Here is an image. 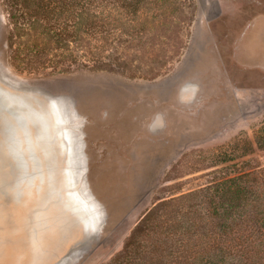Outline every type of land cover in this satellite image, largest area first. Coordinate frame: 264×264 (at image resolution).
<instances>
[{
  "label": "rangeland",
  "instance_id": "1",
  "mask_svg": "<svg viewBox=\"0 0 264 264\" xmlns=\"http://www.w3.org/2000/svg\"><path fill=\"white\" fill-rule=\"evenodd\" d=\"M27 1L0 0V264H148L264 168V0Z\"/></svg>",
  "mask_w": 264,
  "mask_h": 264
},
{
  "label": "trees",
  "instance_id": "2",
  "mask_svg": "<svg viewBox=\"0 0 264 264\" xmlns=\"http://www.w3.org/2000/svg\"><path fill=\"white\" fill-rule=\"evenodd\" d=\"M44 11L61 15L69 8ZM217 196L207 223L174 228L148 264H264V168L225 178Z\"/></svg>",
  "mask_w": 264,
  "mask_h": 264
},
{
  "label": "clouds",
  "instance_id": "3",
  "mask_svg": "<svg viewBox=\"0 0 264 264\" xmlns=\"http://www.w3.org/2000/svg\"><path fill=\"white\" fill-rule=\"evenodd\" d=\"M198 90V87L193 85L192 91H193V97L195 92ZM193 97H189V100ZM181 102H187L183 97H181ZM104 116H107V113H104ZM166 127V120L164 113L157 112L153 115L151 120L146 125V130L148 133H156L158 131L163 130Z\"/></svg>",
  "mask_w": 264,
  "mask_h": 264
},
{
  "label": "crops",
  "instance_id": "4",
  "mask_svg": "<svg viewBox=\"0 0 264 264\" xmlns=\"http://www.w3.org/2000/svg\"><path fill=\"white\" fill-rule=\"evenodd\" d=\"M258 35L257 37L252 40L247 48H241V50H250L252 53H254L256 60L262 65L261 69L264 71V49H263V42L262 38L260 37L261 34L264 33V27L262 26L259 28L256 32ZM246 47V45H245ZM229 74V72L227 71ZM234 82V81H233Z\"/></svg>",
  "mask_w": 264,
  "mask_h": 264
},
{
  "label": "bare ground",
  "instance_id": "5",
  "mask_svg": "<svg viewBox=\"0 0 264 264\" xmlns=\"http://www.w3.org/2000/svg\"><path fill=\"white\" fill-rule=\"evenodd\" d=\"M65 115H66V114H65ZM23 123H24V122H23ZM24 124H26V123H24ZM59 127H60V126H59ZM18 142H19V141H18ZM20 142H21V141H20ZM16 145H17V144H16ZM27 177H28V176H27ZM25 179H26V178H25ZM30 185H31V184H30ZM31 186H32V185H31ZM57 186H58V185H57ZM57 186H55V187H57ZM52 188H53V186H52ZM50 190H51V189H50ZM59 192H60V191H59ZM50 194H51V196H52V193H51V192H50ZM47 195H48V194H47ZM46 198L49 199V197H47V196H46ZM48 199H46V200L49 201ZM46 200H45V201H46ZM57 202H58V201H57ZM41 203H42V202H41ZM41 203H40V204H41ZM74 203H75V202H74ZM76 203H77V202H76ZM40 204H39V205H40ZM67 207H68V205H67ZM40 208H41V205H40ZM69 208H70V207H69ZM38 209H39V208H38ZM42 209H43V208H42ZM73 209H74V208H73ZM66 210H67V209H66ZM66 210H65V211H66ZM74 210H75V209H74ZM68 211H69V210H68ZM70 211H71V210H70ZM76 211H77V210H76ZM69 213H70V212H69ZM58 216H59V214H58ZM70 217H71V216H70ZM76 218H77V217H76ZM60 219H61V217L59 218V220H60ZM57 220H58V219H57ZM76 220H77V219H76ZM58 222H59V221H58ZM32 224H33V223H32ZM63 224H64V223H63ZM87 224H88V223H87ZM87 226H88V225H87ZM64 227H65V225H64ZM52 229H53V226H52ZM52 229H51V231H52ZM53 230H55V228H54ZM54 232H55V231H54ZM56 232H57V231H56ZM40 233H41V232H40ZM40 233H39V236H40ZM41 236H42V234H41Z\"/></svg>",
  "mask_w": 264,
  "mask_h": 264
}]
</instances>
